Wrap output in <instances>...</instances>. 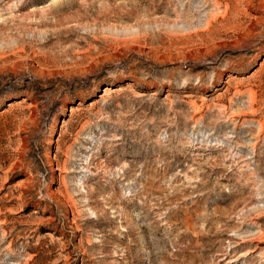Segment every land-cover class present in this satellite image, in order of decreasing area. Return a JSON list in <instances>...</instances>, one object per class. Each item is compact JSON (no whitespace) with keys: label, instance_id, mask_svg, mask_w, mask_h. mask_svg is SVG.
Masks as SVG:
<instances>
[{"label":"rangeland","instance_id":"rangeland-1","mask_svg":"<svg viewBox=\"0 0 264 264\" xmlns=\"http://www.w3.org/2000/svg\"><path fill=\"white\" fill-rule=\"evenodd\" d=\"M0 264H264V0H0Z\"/></svg>","mask_w":264,"mask_h":264}]
</instances>
